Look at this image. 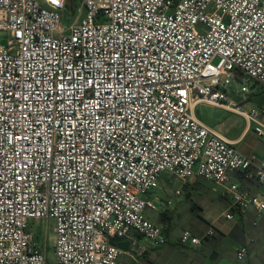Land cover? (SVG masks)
<instances>
[{
  "label": "built area",
  "instance_id": "obj_1",
  "mask_svg": "<svg viewBox=\"0 0 264 264\" xmlns=\"http://www.w3.org/2000/svg\"><path fill=\"white\" fill-rule=\"evenodd\" d=\"M69 3L0 0V264H47L31 231L45 220L55 264H139L150 247L131 233L167 244L145 215L162 208L150 196L164 176L221 187L227 221L234 211L264 221V163L196 113L224 109L264 138V107L230 96L235 81L245 96L264 90V0H81L66 27ZM216 234L184 231L180 242Z\"/></svg>",
  "mask_w": 264,
  "mask_h": 264
},
{
  "label": "rangeland",
  "instance_id": "obj_2",
  "mask_svg": "<svg viewBox=\"0 0 264 264\" xmlns=\"http://www.w3.org/2000/svg\"><path fill=\"white\" fill-rule=\"evenodd\" d=\"M72 1V0H71ZM78 0H73L69 7L68 13L65 16L64 24L68 27L76 10L79 6ZM9 36L5 32H0V43L5 44ZM218 60L215 61V64ZM241 81H235L230 90V96L244 110H251L255 108L264 107V91L251 92V95L245 96L239 94L237 91L241 89ZM253 91V89H252ZM261 92V93H260ZM199 118L205 123L211 125L223 134L231 138L238 137L246 127L244 118L228 114L208 105H201L196 109ZM237 150L247 157H255L260 163L264 158V138H259L256 134L250 133L245 141L237 147ZM194 185V193L192 198H188L186 189L178 180L169 181L168 176H164L159 184L158 189L154 191V197L162 202V199L171 201L172 207H176L174 217L169 218L173 223L172 242L159 248L155 254L154 264H186V255L192 256L186 251V248L178 246L180 235L184 231H189L194 235H202L211 226L217 232L216 236L211 240L217 241L221 244L222 234L234 225L233 222L227 221L225 218V206L221 203V187L216 184L204 180H191ZM180 190L183 196H176V191ZM160 204H163L161 203ZM224 202V201H223ZM158 212L147 211L146 215L152 222H156L159 226L163 223L159 220ZM54 228L55 222L53 220L34 222L31 224V231L35 238L39 241L40 246H46L47 264H55L54 253ZM166 227H164L165 229ZM148 243L152 245L149 241ZM224 251H217L223 261L220 264H244L235 261L233 249L227 242L223 243ZM206 250V249H205ZM141 262V260H140Z\"/></svg>",
  "mask_w": 264,
  "mask_h": 264
},
{
  "label": "crops",
  "instance_id": "obj_3",
  "mask_svg": "<svg viewBox=\"0 0 264 264\" xmlns=\"http://www.w3.org/2000/svg\"><path fill=\"white\" fill-rule=\"evenodd\" d=\"M260 91H264V90H260ZM213 108H216V107H213ZM216 109L221 110V111L228 113V114H233V113H230L224 109H220V108H216ZM198 118H199V116H198ZM202 122L205 123L204 121H202ZM205 124L208 125L209 127H212L211 125H209L207 123H205ZM212 128H214V127H212ZM215 130L221 136H223L225 139L234 143L236 148L245 141V139L248 137V135L251 132L254 133L253 131H251L248 128L247 124H246V127L243 130V132L236 138H231V137L227 136L226 134H223L219 130H217V129H215ZM262 153H264V151ZM262 161H264V158ZM262 163H264V162H262ZM192 179L198 180L197 178H192ZM192 179H190L188 181V183L186 185H184L188 198L194 197V196H192L194 193V189H193L194 185L191 182ZM234 179L237 182H239L241 186L250 190L251 192H259L260 191V186L254 181H246L242 178L240 179L239 175H235ZM168 180H169V178H168ZM182 196H183V193H182ZM150 198L152 200H156L158 202H161L160 200L157 199V197H154V192L151 193ZM220 201L225 206V215H226L227 213L230 212L229 209H230L231 203H230L229 198L223 196L222 190H221ZM167 202H168V200H165L164 198L162 199V202H161L163 204H161L162 208L160 210L159 220L163 223V226H159L156 222H153V223H155L156 225H158L159 227H161L164 230L166 238H167V243H169V242H172L171 236H172V232H173V225H172L171 221H169V217L172 214H174V212L176 211V207H171L170 209L166 208ZM146 213H145V215H146ZM233 214H234V220L230 221V222L234 223L233 227L226 232H220V234H222L221 244H218L217 241H213V240H211L212 238H209V239H206L203 242V244L199 247L185 246L186 251L192 255V256L186 255V264H220L223 261V257H221L217 251L221 252V251H224L226 249V248H224V245H223L224 242H227L230 245V247H232L233 255H234L236 262H238L236 260V251L242 245L248 244L249 250H248V254L245 258V261L239 262V263L264 264V221L257 215V213L255 211H249L247 214H243V215L239 214L237 211H234ZM146 218L149 219L147 217V215H146ZM255 223H257V225H255ZM164 227H166V228L164 229ZM131 237L141 241L142 243H144V244L148 245V247H150L148 253L144 257L140 258L141 262L139 260V264H154L153 262L155 261V254L159 248L151 247L152 245H150L148 243V241L145 240L138 233H131ZM123 242L130 244V240H128V239L124 240ZM38 243H39V241H38ZM180 243L181 242H180V238H179L178 244H180ZM130 252H131V250L128 253H130ZM121 261L125 264H136L128 255H124L121 258ZM157 264H159V262H157Z\"/></svg>",
  "mask_w": 264,
  "mask_h": 264
},
{
  "label": "water",
  "instance_id": "obj_4",
  "mask_svg": "<svg viewBox=\"0 0 264 264\" xmlns=\"http://www.w3.org/2000/svg\"><path fill=\"white\" fill-rule=\"evenodd\" d=\"M109 243L113 246L118 247L119 249H121L122 251L128 253L130 251V244L129 243H124L122 240L120 239H111L109 241Z\"/></svg>",
  "mask_w": 264,
  "mask_h": 264
},
{
  "label": "trees",
  "instance_id": "obj_5",
  "mask_svg": "<svg viewBox=\"0 0 264 264\" xmlns=\"http://www.w3.org/2000/svg\"><path fill=\"white\" fill-rule=\"evenodd\" d=\"M73 1V0H72ZM72 1L70 0V3H69V7H70V5L72 4ZM79 2L81 1V0H78ZM174 217V214H172L169 218L171 219V218H173ZM171 221V220H170ZM171 223H172V221H171ZM172 225H173V223H172ZM178 246L179 247H181V248H186L185 246H183L181 243L180 244H178Z\"/></svg>",
  "mask_w": 264,
  "mask_h": 264
}]
</instances>
